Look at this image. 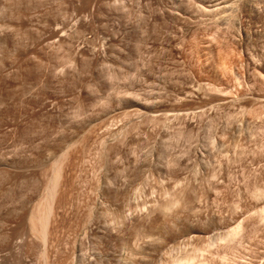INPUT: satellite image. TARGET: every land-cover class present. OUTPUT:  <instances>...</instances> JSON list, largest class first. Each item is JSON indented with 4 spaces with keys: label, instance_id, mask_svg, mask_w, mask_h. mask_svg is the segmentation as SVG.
I'll list each match as a JSON object with an SVG mask.
<instances>
[{
    "label": "rangeland",
    "instance_id": "1",
    "mask_svg": "<svg viewBox=\"0 0 264 264\" xmlns=\"http://www.w3.org/2000/svg\"><path fill=\"white\" fill-rule=\"evenodd\" d=\"M198 262L264 264V0H0V264Z\"/></svg>",
    "mask_w": 264,
    "mask_h": 264
},
{
    "label": "bare ground",
    "instance_id": "2",
    "mask_svg": "<svg viewBox=\"0 0 264 264\" xmlns=\"http://www.w3.org/2000/svg\"><path fill=\"white\" fill-rule=\"evenodd\" d=\"M230 5H231V3H230V4H229V3H228V4H225V6H229V7H230ZM231 6H232V5H231ZM221 17H222V15H221ZM56 176H58V175H57V172H55L54 175H53V177L51 178V180H50V184H48L47 189L45 188V189H46V193H44V194H45V198H44L45 200H44L43 203H44V209H45L46 211L50 208V205H51V201H52V200H50V199H52V197H51L52 194H53V193H52V189H53V186H54V182H55V178H56ZM53 191H54V190H53ZM42 205H43V204H42ZM42 209H43V208H42ZM40 210H41V209H40ZM41 211H42V210H41ZM46 211H44V212H46ZM48 211H49V210H48ZM48 211H47V212H48ZM40 214H41V212H40ZM40 214H39V215H40ZM37 215H38V214H37ZM43 215H44V214H43ZM43 215H42V216H43ZM40 216H41V215H40ZM47 216H48V215H46V217H45V215H44V217H43L44 219L41 217L42 219L39 220V221H40V224H39V223H38V224L40 225V229L37 228V229H38V230H37V229L34 227V229H36V230L38 231V232L36 231V233H38L40 237H42V236L45 237V235H43V233L45 232V231H44V230H45V228H44L45 223H44V222L46 221ZM31 217H32V216H31ZM35 218H36V216H35ZM39 218H40V217H39ZM31 221H32V219H31ZM33 222H34V221H33ZM33 222H32V223H33ZM32 223H31V224H32ZM36 223H37V222H36ZM231 230H232V229H231ZM231 230H230V231H231ZM232 232L235 233V232H237V230L234 229V231L232 230ZM232 232H229V234H233ZM36 233H35V234H36ZM44 237H43V238H44ZM43 241H44V240H43ZM199 261H200V258H199ZM191 264H195V263H191ZM197 264H200V263L198 262Z\"/></svg>",
    "mask_w": 264,
    "mask_h": 264
}]
</instances>
